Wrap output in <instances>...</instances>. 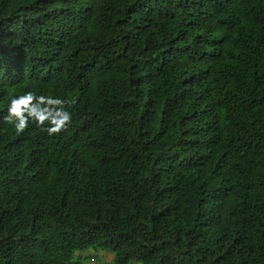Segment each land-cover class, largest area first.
<instances>
[{
	"label": "trees",
	"instance_id": "trees-1",
	"mask_svg": "<svg viewBox=\"0 0 264 264\" xmlns=\"http://www.w3.org/2000/svg\"><path fill=\"white\" fill-rule=\"evenodd\" d=\"M89 248L264 264V0H0V264Z\"/></svg>",
	"mask_w": 264,
	"mask_h": 264
},
{
	"label": "clouds",
	"instance_id": "clouds-1",
	"mask_svg": "<svg viewBox=\"0 0 264 264\" xmlns=\"http://www.w3.org/2000/svg\"><path fill=\"white\" fill-rule=\"evenodd\" d=\"M34 99L32 94L23 96L19 99H14L12 101V106L10 108V113L12 115L6 117L9 122H12L13 116L19 118V123L16 125L18 129H24L27 126V117L23 115L24 111H27L29 116H34L41 124L47 119L51 123V127L48 128L50 133L59 132L61 128L66 126V122L71 120V114L67 111L60 110L56 113L55 117H52L50 114L45 112H39L35 107L30 106V102ZM56 103L61 104L62 101L57 100ZM23 106V108H21ZM84 251V250H83ZM83 254L88 257L89 264H94V257L87 255L85 252Z\"/></svg>",
	"mask_w": 264,
	"mask_h": 264
},
{
	"label": "rangeland",
	"instance_id": "rangeland-1",
	"mask_svg": "<svg viewBox=\"0 0 264 264\" xmlns=\"http://www.w3.org/2000/svg\"><path fill=\"white\" fill-rule=\"evenodd\" d=\"M84 252L89 256L95 257L97 260H101L100 264H105V260H106L105 257H107V255H108L107 252L104 253L105 250H102V249L95 250L93 248H89V249L84 250ZM111 253H110V255L112 256ZM107 260H109V259L107 258Z\"/></svg>",
	"mask_w": 264,
	"mask_h": 264
},
{
	"label": "crops",
	"instance_id": "crops-1",
	"mask_svg": "<svg viewBox=\"0 0 264 264\" xmlns=\"http://www.w3.org/2000/svg\"><path fill=\"white\" fill-rule=\"evenodd\" d=\"M109 258H110V260H111V258H112V257H111V256H109ZM110 260H106V261H108V262H107V264H109V261H110Z\"/></svg>",
	"mask_w": 264,
	"mask_h": 264
}]
</instances>
